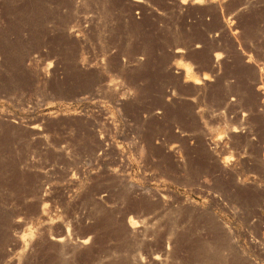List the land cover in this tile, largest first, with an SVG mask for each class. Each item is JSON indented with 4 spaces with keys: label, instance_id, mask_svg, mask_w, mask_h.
I'll return each instance as SVG.
<instances>
[{
    "label": "rangeland",
    "instance_id": "374dc122",
    "mask_svg": "<svg viewBox=\"0 0 264 264\" xmlns=\"http://www.w3.org/2000/svg\"><path fill=\"white\" fill-rule=\"evenodd\" d=\"M0 264H264V0H0Z\"/></svg>",
    "mask_w": 264,
    "mask_h": 264
}]
</instances>
